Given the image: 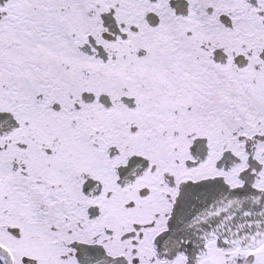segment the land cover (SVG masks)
Wrapping results in <instances>:
<instances>
[{
    "label": "snow or ice",
    "instance_id": "obj_1",
    "mask_svg": "<svg viewBox=\"0 0 264 264\" xmlns=\"http://www.w3.org/2000/svg\"><path fill=\"white\" fill-rule=\"evenodd\" d=\"M0 264H264V0H0Z\"/></svg>",
    "mask_w": 264,
    "mask_h": 264
}]
</instances>
